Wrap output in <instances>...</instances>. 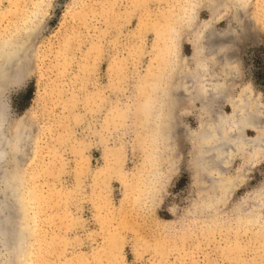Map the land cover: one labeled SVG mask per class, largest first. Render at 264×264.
Returning <instances> with one entry per match:
<instances>
[{
    "label": "rangeland",
    "instance_id": "rangeland-1",
    "mask_svg": "<svg viewBox=\"0 0 264 264\" xmlns=\"http://www.w3.org/2000/svg\"><path fill=\"white\" fill-rule=\"evenodd\" d=\"M243 114L264 0H0V264H264V158L190 144Z\"/></svg>",
    "mask_w": 264,
    "mask_h": 264
},
{
    "label": "bare ground",
    "instance_id": "bare-ground-1",
    "mask_svg": "<svg viewBox=\"0 0 264 264\" xmlns=\"http://www.w3.org/2000/svg\"><path fill=\"white\" fill-rule=\"evenodd\" d=\"M194 50H196V49H194ZM215 85H217V84H215ZM168 103H169L168 104V109L169 108L171 109L172 104L170 102H168ZM249 111L250 110H248V112ZM246 114H247V112H246ZM246 114H243L240 117L239 124L237 123L238 121L236 122L238 125H236V123H235V125L237 127V132H235V130H234L235 133H228V134L227 133H217V129H218V125L219 124H217L216 126L213 125L212 129H210L208 131L207 130H205L206 132L200 131L199 133L193 135L192 138H191V140H190L191 141L190 142L191 146H194V147L196 146L198 148V150L201 149L200 152H199V154H201V156H204L203 154L205 152L210 153L211 154L210 157L213 158V159L215 158L216 159V162H219L218 161V158L220 156H222V155H225L227 158L231 157L234 154H237L240 157H242L243 153H245V154L248 153V155H250V157L253 154L254 155L257 154V155H260V157H263L264 158V133H255L256 134L255 137H249L248 136V133H244L245 129H250V130H253L254 132H257L258 131V126L255 125L252 122L250 115H246ZM252 117H254V116H252ZM256 118L257 117H255L254 120H256ZM218 120H217V123L220 122ZM257 120H260V119H257ZM221 121H222V119H221ZM261 132H263V130ZM229 134H231V135H229ZM1 141L3 143V140H1ZM245 142H246V146L244 147L243 145H244ZM1 144H0V155H1V152H2L1 149L3 148V146ZM2 154H3V152H2ZM0 157H2V155ZM201 161H204V160L202 159ZM196 162H197V160H196ZM190 173H191V177H194L193 171H190ZM251 217L252 216L248 213L246 220H249V219L251 220ZM4 223L6 225L5 220L0 223V236L1 237H4L8 233L7 228H4L5 230H3V228H2L3 226H1V224L4 225Z\"/></svg>",
    "mask_w": 264,
    "mask_h": 264
}]
</instances>
